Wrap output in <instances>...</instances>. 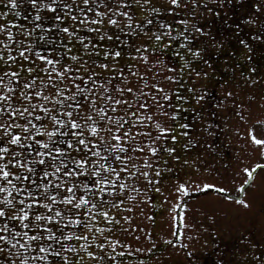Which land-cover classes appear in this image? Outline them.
Returning <instances> with one entry per match:
<instances>
[{
    "label": "snow or ice",
    "instance_id": "obj_1",
    "mask_svg": "<svg viewBox=\"0 0 264 264\" xmlns=\"http://www.w3.org/2000/svg\"><path fill=\"white\" fill-rule=\"evenodd\" d=\"M23 3L24 0H7L8 11H16ZM28 4L35 20L43 19L40 10L51 13L54 22L49 27L65 34L69 41H78L80 51L74 54L71 44L55 47L56 41L43 32L41 24L35 25L43 33L38 34L39 39L52 47L44 48L32 41L33 33L28 31L22 33L28 40L18 39L16 33L20 29L14 31L10 27L18 24L14 19L0 23V264H36L37 260L44 264H83L76 247L60 245L59 251L53 247V243L59 244L76 236V231L68 226H82L81 230L86 235H81L80 240L87 241V234L93 228L102 235L105 227L117 222L115 212L106 210V207L115 209L124 203L117 193H122L129 200L134 198L129 192V184L124 181L133 178L135 186L131 188V193L143 192L145 189L140 188L138 183L140 176L152 184L155 178L163 180L162 172H172V168L167 167L168 161L160 156L161 152L175 161H181L175 147L157 143V140L166 139L177 141L175 134L168 137L157 135L156 139H152L151 133L145 130L151 123L161 133H175V128L162 127L154 120L150 109L155 101L154 106L160 113L169 116L158 101H168L169 95L178 89L169 90L161 96L164 89L156 84L157 93L149 91L145 96L137 91L132 95V88L115 83L114 80L126 81L128 78L118 67L117 58H122V51L116 46L105 47L104 41L113 40V37L101 27H90V22L104 25L106 18L107 25L121 32L126 28L133 37L142 34L145 42L139 47L130 45L132 50L127 55L147 61L149 57L143 49L157 52L150 41L159 43L160 55H163V50L176 39L172 24L161 19L160 14L175 16L177 9L187 12L195 22H191L190 29L178 32L177 36L182 37L181 46L192 60L180 56L182 65L179 73L165 79L177 81L187 70L190 78L200 84L199 90H191L190 97L176 96V108H182L183 102L189 99L196 104L202 101L210 104L208 85L202 81L209 80L212 73L204 69L212 68V51L216 50L219 55L224 49L229 38L224 33L236 35L242 31L237 21L243 0H188L187 3L184 0H167V3H160L159 0H28ZM251 7L252 14L245 15L244 20L247 25L255 27L256 14H264V0H255ZM8 11L0 12V16L7 17ZM138 14L139 19L136 18ZM16 15L19 16L20 12L16 11ZM118 18L123 19L125 27H121ZM154 20L164 32L157 28L149 34L144 28L145 24L151 26ZM180 23L188 24L189 21L182 20ZM81 28L99 34L101 43L94 44L90 37L75 30ZM251 36L255 41L264 42V27L251 32ZM198 37L203 40V46L193 44ZM119 43L129 42L121 39ZM239 43L248 53L252 52L247 39L241 38ZM93 56L96 58L93 59ZM101 58L105 62H101ZM244 58L251 61L252 56ZM193 60L202 62L204 68L194 67ZM156 62L160 63L159 60ZM251 71L255 72V69ZM141 85L147 87V81L141 80ZM126 93L132 95V103L126 98ZM138 96L141 99H137ZM231 96L232 93L227 92L225 99ZM168 107L171 112L169 119L177 127L196 131V125L179 124L176 121L179 113L171 110L173 106L170 103ZM216 107L221 108L222 105L217 104ZM140 109L148 115L141 113ZM192 111L194 118L200 121L201 135L212 136V130L218 125L212 124L210 119L216 113L212 112L205 119L203 111L197 112L195 108ZM181 134L188 138L183 144L184 149L193 148L198 143L188 131ZM249 135L252 143L264 146V139L257 138L253 130L250 129ZM141 136L147 139L138 142ZM135 150H147L165 167L161 169L160 163L144 156L143 166L151 169V173L148 170L140 172L135 163H130ZM182 163L188 165L187 160ZM129 164L131 170L126 166ZM261 168H264V163L243 168L248 179L239 185V191L246 190L245 186L251 183L253 174ZM204 187L211 186L205 184ZM191 188L189 182L180 181L174 191L187 196ZM178 198L182 197L178 195ZM238 203L245 208L251 206L242 197ZM49 221L51 226L47 223ZM17 223L20 229L16 227ZM41 229H46L47 233L41 232ZM96 239L92 234L91 241L81 244L80 248L86 250L88 243ZM109 239L99 243L98 248L104 249ZM117 243L111 240V247L115 248ZM66 247L73 253L72 259L65 251ZM31 249L36 251L33 253ZM227 252L228 249L224 248L214 264H231L226 262ZM86 254L93 264L102 259L98 252L87 251ZM187 255L190 258L194 256L192 251ZM235 264H242V261Z\"/></svg>",
    "mask_w": 264,
    "mask_h": 264
},
{
    "label": "rangeland",
    "instance_id": "obj_2",
    "mask_svg": "<svg viewBox=\"0 0 264 264\" xmlns=\"http://www.w3.org/2000/svg\"><path fill=\"white\" fill-rule=\"evenodd\" d=\"M159 2L167 3V0H159ZM184 2L187 3L188 0H184ZM253 2L255 0H243V7L238 12L240 19L237 21L240 23L242 31L236 35L225 32L224 35L229 38L224 49L220 50L219 55L216 54V50H213L211 53L212 68L204 69L212 73L209 80L202 81L208 85V99L211 100V103L202 101L201 104H196L194 100L189 99L183 102L182 108L175 107L178 102L175 97H190L191 90L193 88L199 90L200 84L190 78L187 70L177 81L167 80L165 77L179 73L182 65L180 56L192 60L186 49L181 46L182 37L177 36V33L186 28L190 29L191 22H195L193 17L181 9H177L175 16L161 13V19L172 24L173 36H176V39L172 45L163 50V55H160L159 43L150 41L149 43L157 48V52L153 53L149 49H143L149 57L147 61L139 58L133 59L127 55L132 50L130 45L139 47V44L145 42L142 34L139 37H133L126 28L121 32L115 27L107 25L106 18L104 25L90 22V27H101L107 35L113 37V40L104 41L105 47L116 46L122 51V58H117L118 67L128 78L126 81L114 80V82L132 88V95H135L137 91L143 92L145 96L149 91L157 93V89L154 87L156 84L161 85L164 89L161 96L169 93V90L178 89L169 95L168 101L160 99L158 102L169 116L171 112L168 104L173 106L171 110L179 113L176 117L179 124L191 123L196 125L197 129L193 131L177 127L169 119V116L160 113V110L154 106L156 102L153 101L150 111L154 120L159 122L162 127H173L176 131L175 133H161L151 123L145 130L151 133L152 139H156L157 135L168 137L175 134L177 141L166 139L164 141L157 140V143L175 147L177 154L181 156V161H175L167 153L161 152L160 156L168 161L167 167L172 168V172H162L163 180L155 178L152 184H148L144 177L140 176L138 183L140 188L145 189L143 192L131 193V188L135 186L133 178L124 181L129 184V192L134 198L129 200L122 193H117L124 203L122 206L117 205L115 209L106 207V210L115 212L117 222L105 227L102 235L93 228L91 233L87 234V241L80 240L81 235H86L85 231L81 230L82 226L73 227L71 225V229L76 231V236L70 240H63L61 245H71L72 243L78 249V255L82 257L83 264H93V260L86 254L87 251L99 253L102 259H99L97 264H214L217 255L224 248L228 249L225 257L226 262L235 264L236 261H242V264H264V168L253 174L251 183L245 186V191H239V185L248 179L243 168L252 167L256 163H264V157H262L264 146L252 143L249 135L251 129L257 138L264 139V42L255 41L251 36V32L264 27V14H256L257 24L255 27L247 25L244 20L245 15L252 14L251 5ZM9 7L7 0H0V12L8 11ZM189 7H191L190 4ZM101 10L105 9L101 6ZM16 11L20 12L19 16L16 15ZM16 11H8L7 17L0 16V23H4L8 19L18 21L17 25H10L14 31L17 28L20 29L16 33L18 39L28 40L27 36L22 35L24 31H28L33 33L32 41L41 44L44 48L52 47L53 45L45 44L39 39L38 34L43 33L41 28H36L35 25L41 24L43 32H47L56 41L55 47L71 44L74 54L80 51L78 41H69L65 34L49 27L54 22L51 13L40 10L43 19L35 20L28 0H24V3L20 4ZM136 18H140L139 14ZM118 19L121 27H125L123 19ZM182 20H187L189 23L181 24ZM144 28L149 31V34L157 28L161 32L165 31L155 20L151 26L145 24ZM75 30L80 35L90 37L94 44L101 43L98 38L99 34L90 32L87 28ZM216 38L220 39L219 36ZM241 38L248 40L252 46L251 53H248L247 49L240 45ZM121 39H127L129 43L120 44ZM193 44L203 46V40L198 37L196 41H193ZM24 46L30 45L25 44ZM135 55L136 53L133 52V56ZM246 55L252 56L251 61L244 58ZM157 60L160 63H157ZM101 62H105L103 58H101ZM193 66L198 69L204 68L203 63L196 60H193ZM253 68L255 72L251 71ZM169 69H175V71ZM129 73H133V75H128ZM141 80L147 81V87L141 85ZM227 92H231L232 96L226 100ZM132 95L125 94L130 103L133 102ZM137 99L141 98L138 96ZM217 104L222 107L217 108ZM193 108L197 112L203 111L205 119L209 118L212 112L216 113L210 119L212 124L218 125L212 130L214 133L212 136L201 135L200 121L194 118ZM140 111L144 115H148L144 109H140ZM182 131H188L190 136L198 140L193 148H183V144L187 142L188 138L182 136ZM146 139L141 136L138 142H143ZM210 145L211 147H209ZM144 156H148L150 161L155 160L160 163L161 169L165 167L147 150L144 152L135 150L134 158L130 163H135L140 172L148 170L151 173V169H145L143 166L142 158ZM135 157L141 159L137 160ZM184 160L188 161L187 166L182 163ZM126 166L131 170L130 164ZM180 181H187L192 185L187 196L174 191ZM205 184L211 187L205 188ZM156 188H159L160 191H155ZM178 195L182 198H178ZM241 197L247 199L251 206L245 208L240 205L238 200ZM126 217H131V219H126ZM85 222L87 223V221ZM47 223L50 226L52 224L50 221ZM92 234L97 237L96 241L88 243L86 250L81 249V244L91 241ZM106 238L110 239L105 248L99 249L98 244L104 242ZM111 240L118 242L115 248L111 247ZM21 242L24 241L21 240ZM253 245L255 247H252ZM59 249L60 246L56 248L57 251ZM65 251L72 259L73 253L69 248L66 247ZM189 251L194 254L191 258L187 255ZM36 264H41V262Z\"/></svg>",
    "mask_w": 264,
    "mask_h": 264
},
{
    "label": "trees",
    "instance_id": "obj_3",
    "mask_svg": "<svg viewBox=\"0 0 264 264\" xmlns=\"http://www.w3.org/2000/svg\"><path fill=\"white\" fill-rule=\"evenodd\" d=\"M43 42H44V41H43ZM51 46H52V45H51ZM184 118H186V116H184ZM16 227H17L18 229H20V225H19L18 223L16 224ZM68 227L71 228V225H69ZM73 227H75V225H73ZM40 231H41V232H45V233H47V230H46V229H42V230H40ZM30 234H31V233H30ZM65 234H67V233H65ZM16 239L19 240L18 237H17ZM46 239H47V237L45 236V240H46ZM48 242H49V243H53L52 241H48ZM63 242H64V241H60L59 244L53 243V247H54V248H57V247H59V246L61 245V243H63ZM22 243H23V242H22ZM71 246L74 247V245H73L72 243H71ZM30 251L34 253L36 250H35V249H31ZM37 261H38V262H37ZM37 261H36V263L41 262V261H39V260H37ZM41 264H44V262H41Z\"/></svg>",
    "mask_w": 264,
    "mask_h": 264
}]
</instances>
